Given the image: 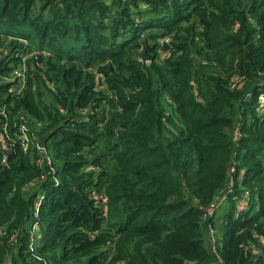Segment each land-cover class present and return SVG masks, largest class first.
<instances>
[{"label":"trees","instance_id":"obj_1","mask_svg":"<svg viewBox=\"0 0 264 264\" xmlns=\"http://www.w3.org/2000/svg\"><path fill=\"white\" fill-rule=\"evenodd\" d=\"M3 47L53 163L0 145V264H264V0H0Z\"/></svg>","mask_w":264,"mask_h":264},{"label":"built area","instance_id":"obj_2","mask_svg":"<svg viewBox=\"0 0 264 264\" xmlns=\"http://www.w3.org/2000/svg\"><path fill=\"white\" fill-rule=\"evenodd\" d=\"M38 57V52L33 50L31 52H26L21 54V59H22V66L19 69H16L15 71V76L12 79H18V82L20 84L18 86H13V90L17 93H20L23 88L27 84V75L26 73L28 72V64L27 60L31 57ZM2 57V54L0 52V58ZM261 102H262V107L264 110V94L261 96ZM14 122L11 125V120L9 119V114L6 110L0 111V145L5 152L3 155V160L2 162H5L7 157L6 151L12 147V145H15L17 142V139L19 140V143L23 149V151H28L31 147L36 146L37 152L35 154L36 156V163L37 165H43L45 163L47 166L52 167V156H50V151L49 149L42 144L38 138L35 136V132L31 130V127L29 126L28 119L25 114H20L18 115L15 119H13ZM14 129V131H13ZM236 136L239 135L240 132L238 130L235 131ZM95 198H98L95 196ZM225 196L218 201L211 203L209 207H205V213L203 214V218L207 219L211 216H213L217 209L219 208V205L223 201ZM106 196L102 195V200H106ZM41 204V198L38 199L36 202V207H35V212L36 216L39 214V206ZM245 207V204L243 203L242 205ZM105 210V206H104ZM106 213V210L104 211V214ZM210 226V234H211V244L213 245V248L216 250L217 245L214 236L216 233V227L213 226V224H209ZM33 244V243H32Z\"/></svg>","mask_w":264,"mask_h":264},{"label":"water","instance_id":"obj_3","mask_svg":"<svg viewBox=\"0 0 264 264\" xmlns=\"http://www.w3.org/2000/svg\"><path fill=\"white\" fill-rule=\"evenodd\" d=\"M145 42H146V41H145ZM147 45H148V42H147ZM147 51H148V49H147V47H146L145 50H144V55L146 56V58H148ZM49 134H50V132L43 133L42 135H39L38 138H39L40 141H43V140H45V139L48 138Z\"/></svg>","mask_w":264,"mask_h":264},{"label":"rangeland","instance_id":"obj_4","mask_svg":"<svg viewBox=\"0 0 264 264\" xmlns=\"http://www.w3.org/2000/svg\"><path fill=\"white\" fill-rule=\"evenodd\" d=\"M35 45V44H34ZM5 50H8V49H6L5 47H3V48H0V52H1V54L3 55V51H5ZM219 214V213H218ZM218 216V215H217ZM217 216H216V218H217Z\"/></svg>","mask_w":264,"mask_h":264},{"label":"clouds","instance_id":"obj_5","mask_svg":"<svg viewBox=\"0 0 264 264\" xmlns=\"http://www.w3.org/2000/svg\"><path fill=\"white\" fill-rule=\"evenodd\" d=\"M38 140H39V138H38ZM40 141V140H39Z\"/></svg>","mask_w":264,"mask_h":264}]
</instances>
